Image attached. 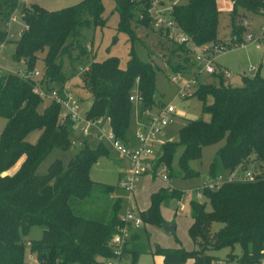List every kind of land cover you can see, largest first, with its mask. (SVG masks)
I'll return each instance as SVG.
<instances>
[{
    "label": "trees",
    "instance_id": "1",
    "mask_svg": "<svg viewBox=\"0 0 264 264\" xmlns=\"http://www.w3.org/2000/svg\"><path fill=\"white\" fill-rule=\"evenodd\" d=\"M20 2L0 0V45L10 41L7 24ZM151 4L152 0H115L119 29L132 40L137 37L132 25L136 17L141 24L150 26ZM104 11L103 0H81L57 10L37 4L24 6L22 19L29 27L15 41L14 59L24 60L29 72L43 59L42 74L48 87L63 88L68 76L62 56L79 44L84 28L105 24ZM260 12L264 13V0H233L230 13L235 41H243L248 13ZM220 13L217 0H187L172 4L170 17L193 44L202 46L222 41ZM190 52L188 43L173 46L167 62L172 75L187 70ZM80 54H87L82 44ZM173 57L177 62L172 61ZM159 69V64L142 60L134 50L125 69L117 57L93 61L83 76L84 86L93 96L87 116L108 121L115 135L128 141L134 107L130 95L134 88L140 92L142 120H147L144 112L159 104L155 100ZM213 76L216 80L202 82L192 94L203 101V111L210 114V120H188L179 129L177 140L163 144L159 162L171 167L178 148L184 146L179 165L186 176H193L198 172L190 167V161L201 159L206 146L224 141L210 164L211 179L240 166L245 168L250 160L264 169V75L260 69L253 76L245 74L240 86L227 83L221 69ZM34 85L32 79L19 72L0 73V117L7 119L0 132V264H26L28 244L24 236L34 226L44 228L42 237L29 243L38 264H105L114 256L110 241L121 224L123 199L116 197L111 213L105 214L97 209L79 212L76 205L91 198L96 187L108 194L116 191V186L98 183L91 176L92 166L102 156H108L109 149L105 143L83 140L68 161L57 158L46 172L39 173L44 159L55 148L70 150L75 137L74 121L59 119V103L50 101L41 109L44 99L34 91ZM209 97L213 99L211 103L207 102ZM35 130H41V134L37 142L31 143L27 136ZM22 158L15 172L6 173ZM254 173L250 180L229 181L219 189H205L211 210L207 209L208 202L194 197L190 202L193 222L189 233L198 248L157 247L155 254L162 256L163 264H216V256L208 251L224 247L232 248L227 262L264 264V170ZM182 196V191L165 188L153 193L149 208L141 212L143 220L162 224L161 205ZM214 222L223 226L212 231ZM143 233L146 232L141 228L132 230L124 244V254L131 255L133 261L148 250L142 241ZM236 245L241 246L240 253L235 252Z\"/></svg>",
    "mask_w": 264,
    "mask_h": 264
},
{
    "label": "rangeland",
    "instance_id": "2",
    "mask_svg": "<svg viewBox=\"0 0 264 264\" xmlns=\"http://www.w3.org/2000/svg\"><path fill=\"white\" fill-rule=\"evenodd\" d=\"M81 0H24L21 6L18 8V12L15 16L18 17L17 21L11 24L8 28V33L10 41L4 44L1 48L0 53V66L1 73L8 72H19L26 67L25 61H16L13 57L16 43L21 36V33L25 29V23L22 19L21 11H23L24 6H30L31 4L40 5L48 10H57L63 7L74 5ZM174 1V0H172ZM178 3H185L187 0H176ZM105 11L103 17L106 19L105 24L92 26L84 28L82 37L79 44H75L71 48L70 54H65L62 56V61L64 63L65 73L68 76V80L65 83L67 87L72 89L73 94L81 102V110H88L92 104L93 96L91 92L84 86L83 76L86 68H90L93 61H103L108 57H117L119 59V64L121 68H126L128 61L131 58V52L134 50L137 55L144 61H153L160 65V69L157 74V90L155 100L159 103L154 106L153 110L161 105L171 103L176 107V115L171 118L170 125L163 134L161 138L164 143L168 140H177L179 136V129L193 117L196 119L202 118L204 120H210V114L203 111V101L197 96H190L187 98H182L179 95L181 82L172 80V71L167 67L168 58L170 50L178 44L179 42L174 38H170L166 33L160 31L161 27H156L150 19V26H145L138 22L137 17L133 22L135 31L137 34L136 39H131L130 35L123 30L119 29L120 14L115 10V0H103ZM169 0H152L151 6H156L158 4L166 9L168 6L165 4L169 3ZM219 6L225 10H232L233 0H218ZM163 4V6H162ZM170 14V9L167 10V14ZM263 13V12H260ZM139 16L138 13H136ZM150 15V14H149ZM143 17V16H142ZM250 25L246 26V30L243 34V41L247 38L249 33H253L255 36H259V41L263 43L262 48H264V15L263 14H253L248 13L246 18ZM245 24V23H244ZM165 31V30H164ZM232 35V19L231 13L224 11L219 17V37L225 38ZM85 46L87 49V54H80V49ZM191 48V47H190ZM191 62L190 69H193L194 61L192 52H190ZM43 57V55H42ZM220 63H225L229 70L232 71V76L229 79L233 86H240L243 84V75L253 76L259 69L261 74L264 75V54L256 47L254 43H246L245 46L241 47H231L226 53H222L217 56ZM171 59V57H170ZM172 61L177 62V58L173 57ZM174 63V62H172ZM45 67V62L43 59H39L36 69H39L43 73ZM193 67V68H192ZM261 67V68H260ZM186 70L183 72V79L199 76L196 67L194 71ZM224 72H229L225 70ZM192 73V74H191ZM177 74V73H176ZM229 77L226 76V80ZM181 80V79H180ZM228 81V80H227ZM205 82V81H204ZM211 82V81H206ZM202 82L199 81L200 85ZM48 86V85H47ZM199 87V86H198ZM49 88V87H48ZM191 90V89H190ZM212 97L207 99L208 103L212 102ZM50 100L44 99L41 105V109L49 104ZM144 115L145 112H144ZM143 118V110L141 103H134L132 111L131 125L128 130V136L130 141L134 143L135 133L137 131L138 125ZM7 119L0 117V132L3 130ZM41 130L32 131L28 136L27 140L31 143L37 142ZM75 142L70 150L63 151L55 148L40 164L38 168L39 173L46 172L50 164L57 158H61L68 161L74 154L79 150L83 140H88L90 143L95 144L98 141L94 136L90 138L80 137L78 131L74 129ZM224 143L221 141L217 144L206 146L203 151V156L201 159H195L190 161V167L196 170L198 173L193 176H186V172L179 165V158L184 150V146H180L173 158L171 167H169L165 162H159L157 160L156 165L162 167L164 164L169 168L166 172L169 176L168 180H164L161 176L157 174L144 175L140 178V181L133 191L130 193L120 187V172L122 167L128 164V160L123 158L122 160L114 153L111 146L106 144L105 146L109 149L108 156H102L99 160L92 166L91 176L94 181L101 184L114 185L117 187L116 191L112 194L105 193L101 191L100 187H96L92 197L87 201H80L76 205V209L83 213H89L94 209H97L99 213H111L112 205L116 197H121L123 199V211L128 205L129 199L132 204L140 211L143 212L147 210L151 204V196L153 193L160 191L162 188L169 190H176L183 192V198L179 205L177 204V199L172 198L168 202L161 205L160 211L164 222L162 224L156 223H146L144 221L141 229L145 230L147 233L142 234V241L146 242L148 250L140 253L136 260H132L131 255L127 256V261L132 264H163V258L160 255L155 254V249L157 247L162 248H185L186 250H193L198 248V245L194 243L190 236L189 229L193 222L191 215L190 201L195 197V192L193 188L202 185L204 182L208 181L209 178V165L213 160L217 149ZM159 149V147H158ZM255 154L252 155V158ZM24 158H22L14 167H12L6 173L15 172ZM161 164V165H160ZM247 165L251 170L259 172L264 170L258 162L250 160ZM159 172L162 170L158 168ZM200 200V199H198ZM201 202H208L207 209L211 210V204L208 199L203 198ZM163 224L175 225L176 228L172 232H167L163 227ZM223 224L219 222H214L212 231L219 229ZM44 228L41 226H34L30 230V233L24 236V241L28 244L27 254H26V264H38L36 254H32L29 249V243L33 239H39L43 235ZM231 247H224L219 250H209L210 254L216 256V264H237V262H227L226 258L229 253H231ZM236 253L241 252V246L236 245ZM34 255V256H31ZM34 259L32 263L31 260ZM185 264H190L187 262Z\"/></svg>",
    "mask_w": 264,
    "mask_h": 264
},
{
    "label": "built area",
    "instance_id": "3",
    "mask_svg": "<svg viewBox=\"0 0 264 264\" xmlns=\"http://www.w3.org/2000/svg\"><path fill=\"white\" fill-rule=\"evenodd\" d=\"M168 9L171 11V7L164 9L159 4L156 6V3H154V6H151L149 9L152 23L156 27H161V29L165 30L168 37L174 38L179 43L184 42L190 45L193 56L192 60L194 61L198 73L214 74L217 70L215 66L217 56L226 53L231 47L245 46L246 43H254L257 48H262L263 46V43L259 41L260 35L257 37L253 33H249L245 41L242 42L230 39L229 41L225 40L211 45L196 46L192 43L191 37L182 31L180 26L170 17L169 13L167 14ZM16 12H18V8L11 15L7 24L8 28L11 27L13 22L17 21L18 17L15 16ZM21 14L23 16L22 11ZM245 25H249V21H245ZM28 27L29 26L26 24L25 29H28ZM3 45L4 44L0 45V52ZM88 69L89 68H86L85 71ZM19 74L34 81V91L43 99L55 101L61 105V112L59 115L60 121H65L67 119L73 120L74 129L78 131L80 137L90 138L94 136L98 142L111 146L114 153L117 154L121 160L123 158L128 160V164L122 167L120 172L119 184L122 189L133 193L140 178L144 175L157 174L164 180L169 179L166 173L169 169L167 165L164 164L162 167H158L156 163L163 155L164 141L161 136L166 133L171 118L177 113L174 105L167 103L157 107L155 110L147 109L145 114L148 116V119L139 123L135 133L136 142L132 143L129 140L124 141L117 137L108 121H104L102 118H89L87 116V111L89 109L82 111L80 100L77 99L72 92H69L65 86L63 88H48L46 79L39 69L29 72L25 68L19 71ZM225 75H230V72H225ZM172 80L181 82L179 95L182 98L192 96L199 86V79L197 76L183 79L182 72L172 75ZM130 100L134 103L137 102L142 104L143 99L137 88H134L133 93L130 95ZM158 168L162 170L159 172ZM237 169L221 174L215 179H211L206 184L198 187L195 190V197L197 199L204 198L205 189H219L225 182L235 180L245 181L255 176L254 171L251 169L243 170L242 173H238ZM129 201L125 211L120 216L121 224L118 227V232L113 235L110 241V245L114 250V256L107 259L105 264H131L130 261H127V256L124 254L123 247L126 240L130 238L132 230L141 228L144 220L141 212L132 204L130 199Z\"/></svg>",
    "mask_w": 264,
    "mask_h": 264
},
{
    "label": "crops",
    "instance_id": "4",
    "mask_svg": "<svg viewBox=\"0 0 264 264\" xmlns=\"http://www.w3.org/2000/svg\"><path fill=\"white\" fill-rule=\"evenodd\" d=\"M22 1H24V0H22ZM22 1L20 2V4H19V6H18V8L21 6V3H22ZM170 2L167 4H165L166 6H168L167 8H170L171 6H172V4H174V3H178L176 0H174V1H172V0H169ZM217 3H218V0H217ZM162 6H163V4H162ZM218 7H219V9L221 10V13L222 12H224V11H228V12H230L231 10H225V9H223V8H221L220 6H219V3H218ZM221 13H220V15H221ZM258 14H263L264 15V13H258ZM249 25H250V23H249ZM228 38L229 37H225V38H221V40L222 41H225V40H228ZM230 38H232V35H231V37ZM10 39V38H9ZM230 40V39H229ZM263 54H264V48H258ZM1 53V52H0ZM194 66H195V64H194ZM215 66H216V69L217 70H219V69H221V70H223V71H225V70H228L229 72H230V75H229V77L227 78V82H230L229 81V79L231 78V76H232V71L231 70H229L228 69V67H227V65L224 63H220L219 61H218V58H216V63H215ZM264 66V65H263ZM190 67V66H189ZM187 68L188 70L190 69V68ZM26 68V67H25ZM24 68V69H25ZM193 68V67H192ZM195 68V67H194ZM194 68L193 69H190L192 72L194 71ZM261 68V67H260ZM192 74V73H191ZM214 74H204V73H201V75L199 76V81H201V82H206V81H214V80H216L215 79V77L213 76ZM65 87H66V89L69 91V92H72L73 93V91H72V89H70L69 87H67L66 85H65ZM193 119H195L194 117H193ZM166 134V133H165ZM128 140L130 141V138H129V136H128ZM131 142V141H130ZM136 142V138H135V141H134V143ZM212 162V161H211ZM211 164V163H210ZM247 165V164H246ZM209 167H210V165H209ZM246 169H251L249 166H247V167H243V166H240L238 169H237V172L238 173H242L243 172V170H246ZM208 171H209V169H208ZM211 180V178L209 177L208 178V181H206V182H204L202 185H204V184H206L207 182H209ZM202 185H200V186H202ZM200 186H198V187H200ZM198 187H195V188H193V192H195V190L198 188ZM182 198H183V196H182ZM181 198V199H182ZM205 198V197H204ZM181 199L180 200H177V204L179 205V203L181 202ZM203 199V198H202ZM202 199H200V200H202ZM192 200V199H191ZM191 202V201H190ZM31 256H34V255H32L31 254ZM32 261V263L34 262V259L33 260H31ZM190 263H191V261H189Z\"/></svg>",
    "mask_w": 264,
    "mask_h": 264
},
{
    "label": "water",
    "instance_id": "5",
    "mask_svg": "<svg viewBox=\"0 0 264 264\" xmlns=\"http://www.w3.org/2000/svg\"><path fill=\"white\" fill-rule=\"evenodd\" d=\"M163 227L165 228V230L167 232H172L173 230H175L176 226L175 225H167V224H163Z\"/></svg>",
    "mask_w": 264,
    "mask_h": 264
}]
</instances>
